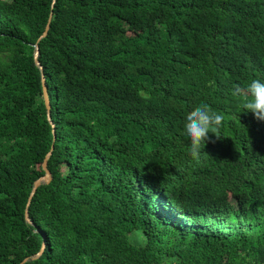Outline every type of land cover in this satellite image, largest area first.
Listing matches in <instances>:
<instances>
[{
	"label": "trees",
	"instance_id": "obj_1",
	"mask_svg": "<svg viewBox=\"0 0 264 264\" xmlns=\"http://www.w3.org/2000/svg\"><path fill=\"white\" fill-rule=\"evenodd\" d=\"M253 79L264 0H0V264H264ZM200 105L225 119L197 162Z\"/></svg>",
	"mask_w": 264,
	"mask_h": 264
},
{
	"label": "clouds",
	"instance_id": "obj_2",
	"mask_svg": "<svg viewBox=\"0 0 264 264\" xmlns=\"http://www.w3.org/2000/svg\"><path fill=\"white\" fill-rule=\"evenodd\" d=\"M232 95L242 97L241 107L246 112H251L257 120L264 121V82L253 79L243 87L236 84L233 86ZM224 119L223 113L213 110L208 105H200L186 115L184 132L190 141V155L197 162L200 161L203 149L210 140L209 133L217 140L221 139Z\"/></svg>",
	"mask_w": 264,
	"mask_h": 264
},
{
	"label": "water",
	"instance_id": "obj_3",
	"mask_svg": "<svg viewBox=\"0 0 264 264\" xmlns=\"http://www.w3.org/2000/svg\"><path fill=\"white\" fill-rule=\"evenodd\" d=\"M55 1L56 0H54V2ZM52 15H53V11H51V13H50V17H49V20H48V23L45 27L44 32L39 37L38 41L35 43L34 58H35L36 64L40 67V69L42 71V84H43V92H44V94H43L44 95V101H45V105L47 108L48 120L50 121V123L53 126V133H54V139H55V137H56V135H55V124H54V122L52 120V116H51V100H50L49 93H48V87L46 84L45 74L43 72V66L39 60L40 47H39V43H38L43 37H45L48 34V31H49L50 25H51ZM53 148H54V146H52L51 150L46 154V156L44 158V161L42 163V167H43L45 173L42 176H40L38 179L35 180L32 191L30 193V196H29V199L27 202V206H26V210H25V216H26V220L30 223H32V220H31L30 214H29V207H30L32 198H33L34 194L36 193L38 187L41 184L49 183L52 179V174L48 168V159L52 154ZM44 249H45V242H43L42 247H41L39 252H37L35 255H32L30 257H25L19 264H24L25 262H27L29 260H33V259L40 257L42 255Z\"/></svg>",
	"mask_w": 264,
	"mask_h": 264
}]
</instances>
